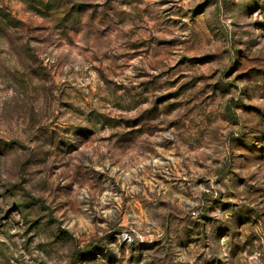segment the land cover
Listing matches in <instances>:
<instances>
[{"label": "clouds", "instance_id": "1", "mask_svg": "<svg viewBox=\"0 0 264 264\" xmlns=\"http://www.w3.org/2000/svg\"><path fill=\"white\" fill-rule=\"evenodd\" d=\"M173 2L183 17L175 30L186 48L204 25L222 34L210 62L209 75H215L199 82V95L173 115L161 106L151 125L125 123L151 105V92L117 89L90 63L54 61L49 75L28 46L31 35L40 36L47 56L77 33L98 38L102 22L105 28L118 19L138 26V8L127 9V17L108 13L105 22L103 7L36 0L39 13L26 14L44 30H0V217L12 209L0 221V264H264V71L235 78L242 58L264 65V8L250 10L253 0H227V8L225 0H207L200 8L202 0ZM144 7L154 14L152 0ZM99 62L114 68L111 60ZM217 82V89L204 87ZM137 92L148 104L128 102ZM173 119L178 124L168 128ZM209 128L214 139H201ZM242 145L255 151L246 153ZM101 147L108 152L101 155ZM163 149L178 153L175 163L162 159ZM122 157L144 159L150 167L128 176L117 166L116 176L105 162ZM57 184L69 187L57 191ZM72 211L91 223L90 236L66 231Z\"/></svg>", "mask_w": 264, "mask_h": 264}, {"label": "rangeland", "instance_id": "2", "mask_svg": "<svg viewBox=\"0 0 264 264\" xmlns=\"http://www.w3.org/2000/svg\"><path fill=\"white\" fill-rule=\"evenodd\" d=\"M207 0H202V3L197 5V8L203 7ZM11 5V7L9 6ZM36 0L32 3L26 4V0H0V30L7 27L25 28L31 27L32 33H39L45 29V25L40 21H32V18L26 14V9H32L39 13V9L35 7ZM105 8V22L111 17L108 13H115L121 17L130 16L131 13L127 9L136 7L143 15H136L135 19L138 21V26L131 23H126L124 19H118L116 27L111 24L107 28L103 26V22L99 27L100 36L97 38L85 34L83 37L77 33V38L70 40L65 45H59L44 56L46 51V40L41 39L38 35H31L29 37V50L38 51L36 59L41 60V67L50 75L51 70L55 69L54 61H68L69 63L85 64L90 63L92 69L102 73V77L109 84L115 85L117 89H142L144 92H151L153 94L152 103L145 107L144 110L137 116L131 118L125 123H135L136 121H144L146 125H151V122L159 119L161 106L163 112L168 115H173L175 111L183 107L187 103H191V99L199 95L196 91V86L201 81H207L215 75H209L211 71L210 62L218 55L214 46L219 42L221 33H215L208 26L204 25L203 30L197 35L195 42L191 48H186L184 41L176 26L183 22V17L179 15L176 4L173 0H152V9L154 14H150V10L144 7V0H78L74 8ZM225 8H227V0H225ZM252 11L264 8V5H259L253 0V3L248 5ZM179 11H183L180 9ZM194 13L196 9H191ZM43 18V17H42ZM66 18V17H65ZM84 23H87L86 21ZM143 28L144 30H139ZM27 34V33H25ZM87 41V43H85ZM211 41L212 43H209ZM204 45L203 50H197L196 45ZM155 45V47H152ZM242 51V50H241ZM0 49V55H2ZM49 57L51 59H49ZM43 58V59H41ZM111 60L114 62V68L110 69L107 65L102 66L100 59ZM249 59L255 61L256 57L242 58L238 61L239 67L236 68L235 78L241 80L247 77L250 72L264 71V65L256 62H249ZM44 61H47L46 63ZM122 61V63H121ZM52 69H49V65ZM70 72L75 69H70ZM230 71H232L230 69ZM227 75V74H226ZM164 77L168 79L164 80ZM132 82L131 85L129 82ZM161 81H163L161 83ZM219 83L205 84L204 87L217 89ZM233 85H229L231 87ZM215 93H209V96ZM142 97V93L137 92L135 95L128 96V102L139 107L141 104H148V97ZM103 115V113H101ZM108 119H115V117H107ZM168 128L178 124V121L169 120ZM157 131L164 132L167 129L159 127ZM135 131L143 133V128H136ZM215 129L209 128L204 130L201 139H214ZM199 142V141H197ZM119 143V142H117ZM97 147L92 148L93 151ZM244 152L253 153L255 145H242ZM108 152L107 148H100L101 155ZM164 155L162 159L175 163V157L178 153H168L167 149H163ZM156 156H161V150L156 151ZM106 166L115 171V175H120L121 166L128 176L140 175L146 171L150 165L144 159H132L130 157H122L117 159L115 164L111 160L106 161ZM202 167V165H201ZM97 176L103 179L105 172L99 168L94 169ZM59 175V172H57ZM113 177H109L112 179ZM158 180L162 179L159 174L156 177ZM135 183V182H134ZM219 183V181H218ZM13 187H16L15 185ZM62 187H69V185H56V190L59 191ZM75 191V189H73ZM54 203V201H53ZM228 204L229 202H225ZM75 207V205H73ZM139 208V205H137ZM13 208H17L14 204ZM12 209H9V213ZM9 213H5L0 217V221H6ZM71 223L66 227V231L71 232L78 228L84 236H90L94 231L90 222L83 217H78L76 211L70 214ZM4 224L0 223V228ZM195 239V237H193ZM94 251V249H89Z\"/></svg>", "mask_w": 264, "mask_h": 264}, {"label": "trees", "instance_id": "3", "mask_svg": "<svg viewBox=\"0 0 264 264\" xmlns=\"http://www.w3.org/2000/svg\"><path fill=\"white\" fill-rule=\"evenodd\" d=\"M21 207V205L17 204V208ZM92 251L89 250V253H91Z\"/></svg>", "mask_w": 264, "mask_h": 264}]
</instances>
